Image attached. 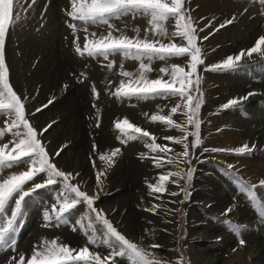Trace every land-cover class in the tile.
Wrapping results in <instances>:
<instances>
[{"label": "rangeland", "instance_id": "374dc122", "mask_svg": "<svg viewBox=\"0 0 264 264\" xmlns=\"http://www.w3.org/2000/svg\"><path fill=\"white\" fill-rule=\"evenodd\" d=\"M188 6L193 18L198 21V27L204 28V31L199 33L200 37H209L207 40L198 41L206 57L205 65L200 66V75L203 77L201 88L205 100L200 112L203 144L193 147L194 137H188L191 163L181 164L180 167L185 171L189 167L194 169L192 180H180L179 185L169 182L168 191L165 193L150 195L148 184L156 183L158 175L165 170L175 171V166L166 165L165 169L155 167L152 157L156 153L150 152L141 140L122 143L117 138L120 132L114 125L118 119L127 117L132 123L156 135L157 143H168L174 152H181L182 145L166 141L164 137L180 136L182 133L149 119L158 109H163L161 114H169L177 98H156L146 102L136 99L120 100L112 96L110 92L115 91L122 78L120 65L123 64L125 70L135 72L139 62L116 54L109 57V60L115 61V66L110 70L106 67L109 61L102 57L78 55L73 43L75 34L68 27L70 18L65 12L70 7V0H36L34 5L31 0H26L21 10L22 19L10 29L6 39L5 54L10 82L25 100L26 112L33 126L39 131L52 124L51 128L43 132L42 142L59 168L74 174L79 173L75 183H79L83 190L92 194L97 191L96 171L100 168L106 169V176L102 178L103 192L96 202V207L103 209L127 237L146 247L153 243L162 245L154 251L161 259L171 264H175L180 254L190 260V264H197L196 247L203 249L211 258L216 256L225 258L226 261L233 259L232 264H264V217L247 198L246 193L241 192L235 178L226 171L229 164L234 165V170L238 171L239 176L253 184H258V181L264 178V97H256L251 102L244 101L239 108H220V105L229 99L242 97L249 92L264 95V58H253V54L251 58H245L242 61L245 66L236 71L204 70L208 65L218 63L229 55L238 54L242 49H248L244 47L247 43L253 46L257 33H261L259 36L264 35V2L189 0ZM232 17H235L234 22L220 29V33H216L215 28ZM210 20L212 26L205 28ZM113 23L118 28L127 26L129 35L134 33L133 28L139 27L143 36L148 26L146 18L132 16L114 20ZM172 26L173 22L169 21V29ZM90 31L103 29L98 30L90 26ZM78 34L83 44L85 33L81 31ZM186 61L187 57L171 58L167 62L153 60L150 76L156 78L159 69L166 63L183 65ZM82 74H85L86 78ZM93 83L100 93L99 99L93 96ZM53 97L55 99L52 104L36 112L37 108L47 104ZM74 100L77 105L75 111L72 102ZM145 113L149 116H145ZM77 118L81 121L82 129L77 130L76 136L66 135L70 125L77 121ZM4 119V116H0V126H3ZM173 119L181 122L184 117L178 113ZM97 120L99 127L96 126ZM189 130L194 129L189 126ZM3 139L8 142L12 136L6 134ZM244 143L250 146L255 144V150L249 155L212 151L218 148L232 149ZM65 144L67 147L58 157L53 155ZM93 144L96 145L95 150ZM100 145L105 147L104 150L101 151ZM115 148H120L121 151L114 157L115 163L107 167L104 162L99 161V154L110 153ZM141 153L146 155L142 157ZM82 158L87 161L85 168L80 169L76 166ZM93 159L96 160L95 169L92 166ZM23 167L21 165L13 170L19 171ZM136 167L140 176H144L142 180L130 172ZM86 172L91 178L85 177ZM120 177L123 179L121 183L124 188L119 183ZM44 179L41 175L35 182L40 183ZM109 187L112 190H108ZM181 188H186V192L181 191ZM57 191L58 186H52L39 189L25 198L22 216L15 232L16 244L13 248H0V264H9L13 256L18 259L21 253L30 254L41 238H59L74 248L87 243L81 231L73 230L81 214L87 212L84 205L79 206L67 217V223L45 227L44 212L56 202ZM255 191L264 202V188L257 187ZM173 192L179 194L171 195ZM157 196L161 198L157 199ZM124 199H128L129 202L125 200L124 203L129 207H122ZM153 204L161 205L156 213L145 210ZM229 207L232 211L226 213ZM192 215H196L195 219H200L202 223L195 232ZM115 216H119L118 220ZM125 216L127 220L123 221ZM131 217L135 218L141 228L151 225L154 229L156 226L154 237L151 240H136L133 237L135 231H129L131 235L125 232L124 228ZM55 223L53 221V224ZM236 226H239L238 231L234 230ZM199 232L208 236L207 242H193L194 235ZM241 238L245 241L244 245L239 244ZM90 247L93 251L105 255L108 251L103 246ZM238 255L240 256L236 259ZM220 261L222 264L224 260Z\"/></svg>", "mask_w": 264, "mask_h": 264}, {"label": "snow or ice", "instance_id": "6c2138e0", "mask_svg": "<svg viewBox=\"0 0 264 264\" xmlns=\"http://www.w3.org/2000/svg\"><path fill=\"white\" fill-rule=\"evenodd\" d=\"M189 0H70V7L65 10L70 18L68 27L72 29L74 36L75 52L81 57H102L109 61L108 69L115 66L110 56L121 55L125 59H133L139 62L135 72L124 69L120 65L119 85L110 94L120 100H149L156 98H177V102L171 106L169 114H161L163 109L149 116L150 121L159 122L170 129H177L182 135L165 136L164 139L183 146V151L174 152L168 143H157V136L148 130L132 123L127 117L115 122V128L119 130L117 138L122 143L141 140L152 153L155 167L165 169L166 165H174L176 170H165L158 175L156 183H149V194H162L168 191L169 182L179 185L180 180L190 182L194 169L189 167L186 171L180 167L181 164H190V152L188 137H194L193 147L203 144L201 138L200 112L204 100V92L201 88L203 77L200 75V66L205 65V55L198 41L207 40L209 37H200L199 33L204 28L198 27V21L193 18L191 9L188 6ZM264 2V0H262ZM26 0H0V116H4L3 126H0V248H13L16 244L15 232L22 216L23 202L39 189L58 186L56 202L44 212L45 227L58 226L61 222L67 223V217L79 206L84 205L87 212L81 214L75 222L73 230L83 233L87 243L79 248H74L62 242L59 238H41L33 246L30 254L21 253L19 258L13 256L9 264H171L161 259L154 251L162 247L153 243L146 247L135 242L121 232L108 218V214L101 208L96 207V202L103 192V177L105 170H97L96 187L97 191L89 194L83 190L79 183H75L79 173L65 171L53 162L41 136L51 128L52 124L38 131L33 126L26 112L25 100L14 89L10 82V71L6 63L5 46L10 29L22 19L21 10ZM36 0H31L35 4ZM30 6V5H29ZM126 16L143 17L147 19V28L141 36V29H132L134 35H129L126 27L118 28L114 20ZM203 19V18H201ZM235 17L220 23L215 31H219L226 25L234 22ZM173 22V30L169 31L168 22ZM90 26L103 31H90ZM210 20L205 28L211 27ZM85 33L84 42L81 44L79 32ZM214 33H209L212 35ZM177 38L181 41L177 43ZM253 54L264 58V35L257 38L254 45L248 49H242L238 54L229 55L222 61L205 67V71L222 72L236 71L244 67L242 61L251 58ZM185 64L166 63L159 69L156 78H152V61H168L171 58H185ZM85 75V74H82ZM86 78V75H85ZM67 87V86H65ZM92 93L99 99V91L95 84H92ZM249 92L242 97L229 99L220 105L223 110L235 109L242 106L250 96L255 95ZM55 97L48 100L47 104L37 108L40 112L52 104ZM95 107V105H93ZM180 114L183 121L177 122L173 116ZM99 116V110H97ZM55 123V122H53ZM97 127L100 126L97 120ZM189 126L194 130L190 131ZM220 131V129H217ZM6 134H11L12 139L4 142ZM67 147L63 145L53 155L59 156ZM255 144L251 146L244 143L232 149H212L214 152H231L236 155H249L255 150ZM96 145L93 144V150ZM207 151V149H205ZM120 148H115L110 153L99 154V160L107 167L114 163V157L120 153ZM141 153V156H145ZM23 165L19 170L14 168ZM92 166L96 168V160H92ZM235 166L229 164L226 171L232 175L240 187L241 192L246 193L247 198L259 210L264 217V202L258 196L255 189L264 188V178L253 184L235 171ZM45 179L36 183L39 176ZM29 186V187H26ZM186 192V188H181ZM173 192L171 195H178ZM160 199V196L156 197ZM187 199V194L185 196ZM160 204H153L145 209L148 212L156 213ZM232 208L226 209V213ZM53 221L56 223L53 224ZM239 230V226L234 229ZM147 231V230H146ZM149 235L153 233L149 232ZM244 245V239L239 240ZM91 246L105 247L107 254L93 251ZM235 251V249H234ZM175 264H190V260L180 254Z\"/></svg>", "mask_w": 264, "mask_h": 264}, {"label": "bare ground", "instance_id": "6f19581e", "mask_svg": "<svg viewBox=\"0 0 264 264\" xmlns=\"http://www.w3.org/2000/svg\"><path fill=\"white\" fill-rule=\"evenodd\" d=\"M251 32V31H250ZM261 33H257L256 35H255V37L258 35H260ZM258 36H257V38H258ZM256 39V38H255ZM255 39H253V40H255ZM250 46H252V45H250V43H247L244 47H247V48H250ZM257 55H254L253 56V58L254 57H256ZM258 57H260V56H258ZM60 79V78H59ZM62 83V82H61ZM62 85V84H61ZM62 88V87H61ZM256 97H258V99L260 98H262V97H264V95L262 96V95H260V94H257V95H254V96H251V97H249V99L246 101V102H251V101H253V100H255V98ZM73 103H74V107H73V111H75L76 110V108H77V105H76V103H75V100L74 101H72ZM244 103V102H243ZM79 106V105H78ZM72 107V106H71ZM83 125V124H82ZM82 126H81V121H80V119H78L77 118V121H74V122H72V125H70V127H69V130H68V132H67V134L66 135H75L76 136V132H77V130L78 129H80ZM84 127V126H83ZM82 129V128H81ZM84 130H85V128H84ZM72 133V134H71ZM83 133V132H82ZM74 136V137H75ZM103 137H104V134H103ZM86 139V138H85ZM78 142V141H77ZM76 142V143H77ZM83 144V143H82ZM78 145V144H77ZM81 145V144H80ZM84 145V144H83ZM84 146H86V145H84ZM101 146V145H100ZM82 148H83V146H82ZM104 146H101V151L102 150H104ZM113 148V147H112ZM81 150V149H80ZM87 151V150H86ZM84 153V152H83ZM87 153V152H86ZM85 154V153H84ZM88 158V157H87ZM86 159V158H85ZM85 159H83L82 158V161H80L79 163H77L78 165L76 166L77 168H78V166H79V168L81 169L82 167H84V164H85V161H87V159L85 160ZM90 160V159H89ZM88 160V162H90ZM100 161V160H99ZM80 164V165H79ZM88 165V164H87ZM87 167V166H86ZM85 168V167H84ZM99 170H101V168L99 169ZM83 171V170H82ZM85 171V170H84ZM77 172H79V169H77ZM107 172V171H106ZM127 172V171H126ZM130 172H132V175H135V176H137L138 178H139V180H140V178H141V180H142V178L144 177L143 175V177L142 176H140V173H139V171L137 170V167L135 168V170H133V171H130ZM134 172V173H133ZM129 173V172H128ZM137 174H139V176L137 175ZM127 175V174H126ZM131 174H129V176H130ZM120 176V175H119ZM123 176V175H122ZM85 177L86 178H89L90 176L88 175V173L86 172L85 173ZM91 178V177H90ZM119 183L120 184H122V188H124V185H123V183H121L122 182V177H120L119 179ZM119 184V185H120ZM117 186V185H116ZM135 188H137V187H135ZM108 190H112V188L111 187H109V189ZM140 191V190H139ZM93 193V192H92ZM125 200H127V203L129 202L128 201V199H124L123 201H122V207H129V205L127 204V203H124V201ZM112 211V213H113V209L111 210ZM121 212V211H120ZM132 212V211H131ZM124 214V213H123ZM129 214V213H128ZM118 217L119 216H115V219L116 220H118ZM127 216H125V217H123V221H126L127 220V218H126ZM195 217H196V215H192V220H193V231L195 232V230L197 229V227H199L200 228V226L202 225V223L200 222V219H195ZM144 219V218H143ZM142 219V220H143ZM149 221V220H148ZM153 221V220H152ZM147 223V222H146ZM150 223H151V221H150ZM149 223V224H150ZM156 225V224H155ZM145 226H146V224H145ZM152 226H153V223H152ZM161 226V225H160ZM155 227L156 226H154V229H152L153 227H151V225H149L147 228L146 227H143V228H141V227H139L138 225H137V222H136V220H135V218H133V217H131V219L130 220H128V222H127V224H126V226H125V228H124V231L125 232H127L129 235H131V232H129V231H135V233H134V235H133V237L136 239V240H143V241H145V240H151V238H153L154 237V233L156 234V229H155ZM160 228V227H159ZM161 229H162V227H161ZM165 229V228H164ZM147 230V231H146ZM156 230V231H155ZM154 231V232H153ZM160 231V230H159ZM159 231H158V233H159ZM163 231H165V230H163ZM149 232H151V233H153L152 235H149L148 233ZM166 232V231H165ZM160 234H162V233H160ZM197 234V235H196ZM194 236V238L193 239H195L193 242L194 243H196V242H202V241H205V242H207V240H208V236H206V235H203L201 232H199V233H196ZM163 236V235H162ZM165 237V236H164ZM158 238V237H157ZM210 239V238H209ZM142 241V242H143ZM197 245H195V247H196ZM195 254H196V263L197 264H218L219 262H220V264H221V261L220 260H224L223 262H222V264H232L234 261H233V259H230V260H225V258L224 259H220L219 257H216V256H214V257H212L211 258V256L209 257V256H207L206 255V253H205V251L203 250V249H201L200 247H196L195 248ZM208 254V253H207ZM241 255V254H240ZM240 255H238V256H236V259H238L239 258V256ZM224 257V256H223ZM235 258V257H234ZM235 259V260H236Z\"/></svg>", "mask_w": 264, "mask_h": 264}, {"label": "crops", "instance_id": "0c3cea01", "mask_svg": "<svg viewBox=\"0 0 264 264\" xmlns=\"http://www.w3.org/2000/svg\"><path fill=\"white\" fill-rule=\"evenodd\" d=\"M169 31H170V29H169ZM222 30H219V31H217L216 33H220ZM132 35H134V33H132ZM181 41L180 40H178V43H180ZM219 47H220V45H219Z\"/></svg>", "mask_w": 264, "mask_h": 264}]
</instances>
